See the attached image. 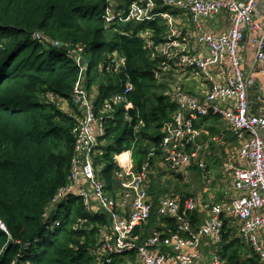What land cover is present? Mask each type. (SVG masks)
Segmentation results:
<instances>
[{"label": "built area", "instance_id": "2783aa9c", "mask_svg": "<svg viewBox=\"0 0 264 264\" xmlns=\"http://www.w3.org/2000/svg\"><path fill=\"white\" fill-rule=\"evenodd\" d=\"M259 1L135 0L123 11L118 0H105L102 17L108 27L117 21L136 26L155 21L163 27L159 37H154V31L144 35L135 32L144 40V48L154 60V79L190 75L207 83L208 90L198 96L186 92L178 82L170 83L166 94L176 103V109L162 122L160 154L155 156V151L151 150L139 168H135L130 150L115 154L114 193L109 195L93 156L95 148L104 141L101 136L106 121L114 118L115 105L122 103L125 110L133 108L126 98L132 86L126 81L112 97L96 105L82 76L76 79L71 92V111L64 110L75 120L71 128L74 144L70 172L67 182L52 198L49 209L73 198L80 199L87 211L92 201L96 203L97 212L107 216L108 224L99 228L97 240L90 247L89 253L95 263L110 264L113 256L135 253L140 264H166L167 260L172 264H202L203 261L228 264L219 253L225 221L230 227L234 225L240 239L264 261V113H252L249 109L251 80L244 77L238 55L244 29H248L251 40L257 45L256 60L264 63V26L256 21ZM158 2L168 10L159 11ZM224 11L232 15L227 28L211 32L199 26L201 19ZM177 16L186 24L189 22L195 33L178 26ZM257 30L261 31L260 35L252 33ZM120 33L132 35L134 31ZM32 36L48 41L38 32ZM50 43L56 47L60 45L58 41ZM66 51L77 64L81 63L79 53L68 48ZM125 64L124 55L113 54L101 69L113 73ZM44 98L56 105L68 101L49 92L44 93ZM211 114L227 119L232 134L240 143L229 162L224 163L229 177L222 180L230 183L237 195L216 202L209 199L199 202L193 197L181 199L178 194L159 197L154 213L161 219L172 218L174 227L168 228L164 221L162 229L153 228L143 237V226L153 212L149 185L158 168L184 177L196 168L206 187L213 183L214 176L206 162L207 146L200 127L195 124ZM199 210L204 216L201 224L195 227L192 217ZM0 229L7 231L1 221ZM206 241L211 249L203 254Z\"/></svg>", "mask_w": 264, "mask_h": 264}, {"label": "trees", "instance_id": "16d2710c", "mask_svg": "<svg viewBox=\"0 0 264 264\" xmlns=\"http://www.w3.org/2000/svg\"><path fill=\"white\" fill-rule=\"evenodd\" d=\"M104 3L0 0V221L7 230L0 229V264H95L89 250L99 228L108 224L105 214L87 211L78 198L49 209L56 191L67 182L75 120L46 101L45 92L66 98L72 106V87L82 76L99 105L110 91L116 92L126 81L131 84L126 98L133 108L115 107L114 118L105 123L104 141L95 148L94 163L108 191L115 183V154L131 148L139 168L151 150L155 156L160 153L162 122L176 106L163 93L164 84L154 79V60L140 37L120 33L130 23L105 25ZM143 28L163 29L155 21ZM37 32L48 41L32 36ZM54 41L60 45L53 46ZM67 48L80 54V64L68 56ZM113 54L126 57L125 67L106 73L101 66ZM207 119L210 133L218 131L214 127L218 116L207 115L200 125ZM150 191L161 192L156 186ZM164 219L174 227L172 218ZM224 226L222 258L228 264H261L252 249L232 236L229 222Z\"/></svg>", "mask_w": 264, "mask_h": 264}, {"label": "crops", "instance_id": "0c3cea01", "mask_svg": "<svg viewBox=\"0 0 264 264\" xmlns=\"http://www.w3.org/2000/svg\"><path fill=\"white\" fill-rule=\"evenodd\" d=\"M133 1H135V0H126V1L125 0H118V6L123 11L124 10L126 11L129 4L132 3ZM103 12H104V10H103ZM257 12H258V16L256 18V21L261 26H264V0L259 1ZM231 17H232V15L226 11L215 13V14L211 15L210 17H206V18L201 19L199 21V26L201 28H204V29L211 31V32L221 31L230 25ZM177 21H178V26L184 27L185 29H189L190 31L195 33L193 26L189 22H187V24H186L184 21H182V19L179 16H177ZM144 24H148V22H143L142 24L137 25V26L134 23H132L133 26L127 27L126 30L129 32L134 31V33L131 36H136L135 32L136 33H142L143 32V35H144L146 32H150V31H154V33H155L154 37L160 36V32L159 31L155 32V29L152 30V29H148V28H143ZM252 33H254L255 35H260L261 31L257 30V31L252 32ZM250 36H251V33L248 31V29H244V37L241 41V44H240L241 46H240L238 55H239L240 69H241L244 77L251 80V84L249 85V88H248L249 109L252 113L259 114V113H264V63L256 60L255 54H256L257 45L251 40ZM143 47H144V40H143ZM200 50L202 52L206 51L204 48H200ZM212 70L217 72V70L214 67H212ZM156 82L158 84H164L165 88H163V93L165 95H167L166 93H169L170 83H175V82L180 83L186 92H188L190 94L198 95V96L205 94L206 91L208 90V84L207 83H204L200 79L194 78L190 75H187L185 77H173V76H171L169 79L164 78V79L159 80V81L157 80ZM170 102H172V101H170ZM173 103L176 106V103L175 102H173ZM216 115L218 116L219 119H218V122L214 124V127H216L218 129V131H216L214 133H210V131L207 127V123L210 122L209 119H207V121L203 122V124H201V125H200L201 119L196 121V123H195L196 126L200 127L201 133H202L201 137L204 140L203 142H205L206 146H207L206 153H205L206 159H207V156L211 155V154L213 156L222 155V160H221L220 164L219 163L214 164V166L211 167L207 163L211 173L214 176L213 183L209 187H206L204 180L201 177L200 170L196 169V168L191 169L190 172L186 175V177H184L181 174L162 172L158 168L152 179L159 176V174H157L159 172V173H161L162 181L171 180V181L175 182L181 178L183 180V182H185L186 184H189L190 181L192 180V178L195 176L193 174V170H198L199 175H200V182L199 183L197 182L199 185V190L196 193H192L190 191V194L188 196H185V198L193 197V198L197 199V201H199V202H202V200L207 201L208 199L212 202H216V201H222V200H225L227 198H232V197L236 196L237 193L233 189L232 185H230V183H228V182L224 183L222 180L224 178L228 179V177H229L228 176V174H229L228 170L229 169L224 163L229 162V159L233 156V154L235 153V151L238 148V146L240 145V143L232 134L233 132L230 128V125H229L227 119L223 118L219 114H216ZM208 125L210 126L212 124L209 123ZM135 128H137V127H135ZM127 150L131 151L130 156L132 159L131 148L123 149L121 151L124 152ZM159 161H160V158H159ZM160 163H161V161H160ZM190 166L191 165H189V167ZM167 174H169V175H167ZM219 178L221 181L219 180ZM152 179H151L149 187H151ZM184 192L185 191L180 192V190L176 187V189H174L173 191H170V192L164 191V192H160V193H157V192L152 193L150 191V188H149V193H150V196L152 199L151 200L152 205L154 203L157 204L159 197L172 196L174 194H178L181 197V196H184L183 195ZM204 193H206V194L204 195ZM156 204L154 205L155 208H156ZM90 206H91V208L89 209V211H92L93 213L97 212L98 206L96 205V203L94 201H92L90 203ZM195 215L199 220L194 222V216ZM194 216L192 217V224H193V226L196 227V226H199L201 224V222L203 220L202 217L204 216V214L202 213V211L199 210L194 214ZM149 221L143 226V237H145L153 228L162 229L163 227L161 226V224H165L164 221H166V219H164V217H162V219L157 217V215L155 213L154 223L151 225V224H149ZM167 226L169 228H171L168 225V223H167ZM228 228L230 229V232H231L233 237H237L241 243H243L248 248H250L237 235L236 230L234 229V225H233V227L228 226ZM225 230H227V229L225 228ZM97 236H98V234H97ZM97 236H96V240H97ZM223 245H224V241H223V237H222V243H221V246L219 247V253L222 250ZM210 249H211V245H209L208 241H206L203 245V248H202L203 254L208 253L210 251ZM250 250H251V248H250ZM260 262H261V264H264V261L260 260ZM95 264H97V263H95ZM110 264H140V263L138 262V259L135 255V253H131L129 255H124V256H119V257L113 256V259H112ZM166 264H172V262L170 260H167ZM202 264H207V263L206 262L204 263V261H203Z\"/></svg>", "mask_w": 264, "mask_h": 264}, {"label": "rangeland", "instance_id": "374dc122", "mask_svg": "<svg viewBox=\"0 0 264 264\" xmlns=\"http://www.w3.org/2000/svg\"><path fill=\"white\" fill-rule=\"evenodd\" d=\"M131 26L129 27H132L133 25L130 24ZM92 56V55H90ZM82 62V61H81ZM106 73H110L108 71H106ZM113 92L114 91H110L108 94H107V98H110L112 97L113 95ZM122 103L120 104H117L115 105L116 107V110L120 109V111H124V108H123V105H121ZM71 105L68 103V101H64L63 103L57 105L58 108H60L61 110H65V111H71ZM96 156V154L93 156V163H94V157ZM221 160H222V155H215L213 156L212 154L211 155H208L207 156V163L213 167L214 164H220L221 163ZM156 162V161H155ZM95 165V163H94ZM95 167H98V165H95ZM159 174V176L155 177L154 179H152V183H151V186H156V190H160L161 192H170V191H173L174 189H176V187L181 191H185V192H188L190 193V191L192 193H196L198 190H199V185L198 183L200 182V175H199V172L198 170H193V174L195 175L192 180L190 181L189 184H186L185 182H183V180L180 178L178 179L177 181L173 182L171 180H164L162 181L161 179V173H157ZM169 175V174H167ZM154 176V175H153ZM166 179V178H165ZM198 182V183H197ZM175 187V188H174ZM151 188V187H150ZM174 188V189H173ZM202 189V188H201ZM107 190V189H106ZM108 191V190H107ZM184 192V193H185ZM114 193V189L112 188L111 190L108 191V194L109 195H112ZM183 193V192H182ZM206 193H204L205 195Z\"/></svg>", "mask_w": 264, "mask_h": 264}, {"label": "bare ground", "instance_id": "6f19581e", "mask_svg": "<svg viewBox=\"0 0 264 264\" xmlns=\"http://www.w3.org/2000/svg\"><path fill=\"white\" fill-rule=\"evenodd\" d=\"M158 10L159 11H167V7L166 6H163V5H160V2H158ZM225 12V11H224ZM227 12V11H226ZM69 172H70V168H69Z\"/></svg>", "mask_w": 264, "mask_h": 264}]
</instances>
